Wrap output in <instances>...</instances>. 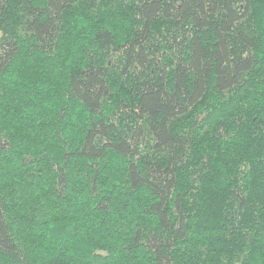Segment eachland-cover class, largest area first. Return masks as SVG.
I'll list each match as a JSON object with an SVG mask.
<instances>
[{
  "label": "trees",
  "instance_id": "16d2710c",
  "mask_svg": "<svg viewBox=\"0 0 264 264\" xmlns=\"http://www.w3.org/2000/svg\"><path fill=\"white\" fill-rule=\"evenodd\" d=\"M0 264H264V0H0Z\"/></svg>",
  "mask_w": 264,
  "mask_h": 264
}]
</instances>
